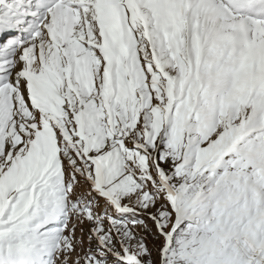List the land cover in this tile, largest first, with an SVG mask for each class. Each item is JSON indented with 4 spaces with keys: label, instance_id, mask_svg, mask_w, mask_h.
<instances>
[{
    "label": "snow or ice",
    "instance_id": "1",
    "mask_svg": "<svg viewBox=\"0 0 264 264\" xmlns=\"http://www.w3.org/2000/svg\"><path fill=\"white\" fill-rule=\"evenodd\" d=\"M0 264H264V0H0Z\"/></svg>",
    "mask_w": 264,
    "mask_h": 264
}]
</instances>
